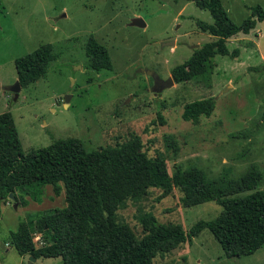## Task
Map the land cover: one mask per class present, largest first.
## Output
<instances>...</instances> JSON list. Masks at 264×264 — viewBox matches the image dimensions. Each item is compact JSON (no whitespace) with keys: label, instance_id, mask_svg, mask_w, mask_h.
I'll list each match as a JSON object with an SVG mask.
<instances>
[{"label":"rangeland","instance_id":"1","mask_svg":"<svg viewBox=\"0 0 264 264\" xmlns=\"http://www.w3.org/2000/svg\"><path fill=\"white\" fill-rule=\"evenodd\" d=\"M222 1L238 23L253 6H264V0ZM134 17L146 25H133ZM198 20L213 22L208 10L185 0H0V114L12 113L25 152L65 138L81 139L90 151L139 138L150 157L166 160L171 175L177 168L197 166L221 183L240 178L256 164L263 173L258 188L264 190V21L256 27L259 37L253 29L228 41L240 54L216 55L210 81L157 85L149 73L168 81L175 65L214 39L200 30ZM92 38L107 46L112 69L98 72L89 66ZM45 43L53 45L56 58L45 76L22 87L15 98L9 87L17 81L16 59ZM206 97L215 98L212 115L185 120V105ZM161 193L150 188L119 210L137 235L144 234V215L181 223L189 232L199 220L214 219L223 210L215 201L186 207L178 188L164 198ZM18 194L28 202L8 199L2 205L0 264H31L12 245L1 243L21 220L67 205L65 188L56 194L52 185L43 187L39 199L26 190ZM33 264L64 262L55 256ZM155 264H264V245L252 254L228 257L205 228Z\"/></svg>","mask_w":264,"mask_h":264},{"label":"trees","instance_id":"2","mask_svg":"<svg viewBox=\"0 0 264 264\" xmlns=\"http://www.w3.org/2000/svg\"><path fill=\"white\" fill-rule=\"evenodd\" d=\"M193 1L208 10L213 22L198 20V27L214 39L197 47L184 62L172 69L174 82L208 80L217 63L216 55L236 57L228 40L249 34L264 21V6L256 5L242 22L233 20L222 0ZM89 66L96 71L112 69L107 46L94 38L87 44ZM56 58L51 43H45L16 59L17 80L21 86L45 76ZM215 98L206 97L185 105V120L198 121L211 116ZM262 171L253 164L240 178L209 179L197 166L177 168L173 175L166 160L150 157L139 138L112 147L87 150L81 139L65 138L25 152L10 111L0 114V214L11 199L28 202L19 190L39 199L43 187L52 185L56 194L65 188L67 205L57 207L36 219L21 220L7 241L20 255L36 259L61 256L64 264H155L208 228L228 257L252 254L264 245V190L258 186ZM150 188H159V198L182 192L181 201L191 207L207 201L221 204L223 210L211 220H199L187 232L181 223L165 224L153 215H144V234L137 235L121 220L119 210L128 200H140ZM35 190V191H33ZM253 190L241 196L243 191ZM32 191V192H30ZM16 202V203H17ZM40 235V243L35 238Z\"/></svg>","mask_w":264,"mask_h":264},{"label":"water","instance_id":"3","mask_svg":"<svg viewBox=\"0 0 264 264\" xmlns=\"http://www.w3.org/2000/svg\"><path fill=\"white\" fill-rule=\"evenodd\" d=\"M131 23H132L133 25H137V26H145V25H146L145 21H144L141 17H134V18L132 19ZM149 73H150L152 76H154L155 81H156V84H159V83L165 82V84H166L167 86H170V85H172V84L174 83V80H173V77H172V76L169 77L168 81H162V79H160V77H159L155 72H153V71H149ZM21 88H22V86H21L20 82L17 80L16 83H15L13 86L9 87V90L13 93V96L16 98V97L18 96V93H19V91L21 90ZM70 96H71V95H67V97H66V102L69 101ZM10 197H11V199H14V198L12 197V194H11ZM1 244H2L3 247H6V242H2ZM30 260H31V261H35L36 258H35L34 256H30ZM31 264H32V263H31Z\"/></svg>","mask_w":264,"mask_h":264},{"label":"crops","instance_id":"4","mask_svg":"<svg viewBox=\"0 0 264 264\" xmlns=\"http://www.w3.org/2000/svg\"><path fill=\"white\" fill-rule=\"evenodd\" d=\"M258 25H260V22H258V24H257V26L256 27H258ZM256 29V28H255ZM256 31H257V33H256V37H259L260 36V34H261V30H257L256 29ZM239 34H244V33H239ZM239 34H237V35H239ZM250 34V33H249ZM246 35H248V34H246ZM233 38H234V36L233 37H231L228 41H231V40H233ZM256 42H258V40H256ZM6 205H3V207H5ZM5 242H6V247L5 248H7L8 246H10V244H9V242L7 241V240H5ZM22 257H24V258H30V255H25V256H22ZM40 258H38V259H36L34 262H37L38 260H39ZM33 261H31L30 260V263H34Z\"/></svg>","mask_w":264,"mask_h":264},{"label":"built area","instance_id":"5","mask_svg":"<svg viewBox=\"0 0 264 264\" xmlns=\"http://www.w3.org/2000/svg\"><path fill=\"white\" fill-rule=\"evenodd\" d=\"M38 237H39V239H38V240H39L41 243H43V242L41 241V238H40V236H38ZM38 240H37V241H38Z\"/></svg>","mask_w":264,"mask_h":264},{"label":"flooded vegetation","instance_id":"6","mask_svg":"<svg viewBox=\"0 0 264 264\" xmlns=\"http://www.w3.org/2000/svg\"><path fill=\"white\" fill-rule=\"evenodd\" d=\"M158 85V84H157Z\"/></svg>","mask_w":264,"mask_h":264}]
</instances>
